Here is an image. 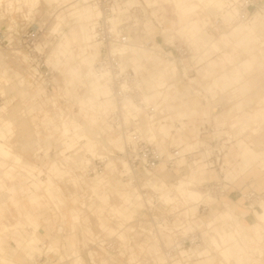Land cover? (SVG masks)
Listing matches in <instances>:
<instances>
[{
  "label": "rangeland",
  "instance_id": "374dc122",
  "mask_svg": "<svg viewBox=\"0 0 264 264\" xmlns=\"http://www.w3.org/2000/svg\"><path fill=\"white\" fill-rule=\"evenodd\" d=\"M139 1L141 2V6L146 8L144 2L142 0ZM144 1L148 6L156 7L153 2L156 1L158 4H161L163 0ZM182 2L186 6H196L197 12L193 14L196 17L195 20L197 17H202L205 19L203 25H206L205 30L211 34V37L209 38L210 42H207L208 39L206 36L203 37L200 35L199 37L202 39L203 43L205 42V44L202 43L205 46V50L196 51L193 46L194 40H191V34H188L187 32L185 33L187 36L183 33H180L183 41L177 35H172L175 36L173 42H168L165 40L162 41L158 38V36L161 37V35L157 33L156 42L159 45L161 44L160 46L163 51L169 52L172 50L171 47L174 48L176 45H183L189 48L191 52L189 51L188 55L184 58H181L180 60L168 61H165V59L161 57H154L149 53L144 52V59L147 60V63L143 67V70L137 73L143 84L144 97L155 93H162L164 96L167 87L173 86V89L169 92L171 98L166 103H162L163 96L156 97L155 99L148 101L154 105L156 114L161 116V119L155 118L154 116L153 123L160 122L161 124L166 125L170 132V136L165 138L163 134H159V132H157L155 129V145L159 147L160 152L164 155H168L169 147L177 148L179 146V151H181L182 155L190 152H199V146L196 147L197 145L195 143L199 142L196 140V138L202 124L206 123L210 124V126H217L216 123L214 124V120L212 121V119L215 118L217 115L215 113L218 112H213L209 100H214L217 97L216 100H220V102L224 104V109H222V111L219 113H225L230 110L232 106L238 104L235 109L236 116H241L242 119L239 117L237 122H233L228 125L226 124L229 120L226 121V124H218L222 126L219 129L223 127L227 129L236 128V130L232 131L233 134L237 132V128L238 132H240L239 134H248V136L245 135L247 137L246 140L243 138L234 140V135H231V144L227 146L229 148L227 149V152H225L226 155L224 156V160L222 162L225 165V167L222 168L223 176L225 177V180L233 181L238 176V172H240L239 168H236L234 165H232V162L236 160L237 157H242L244 160H248L249 158L250 161L256 160V158L259 157L261 159L256 165L262 166L264 168V24H260L261 19L256 24H233L229 14L223 9L224 0H182ZM84 4L86 6L92 5L89 0H85ZM8 6L10 7L8 8ZM165 7L167 8V13H160L161 17L164 16L162 18V20H164V30L167 29L166 25L170 23L168 22V19L174 22L177 21V16L171 12L170 9H168V5H165ZM146 9H148V12L152 11L153 15L157 13V7L155 9ZM72 13H75L74 9L64 7L62 0H39V3L33 9L25 6L23 0H0V26L4 27L5 29L7 28V41L8 43L12 44L10 45L11 48L9 49L7 47L0 48V84L3 83V79H6L9 86L7 88H2L4 92L1 93L9 95H0L2 97L1 103L4 105V103L12 96L14 99L11 105L0 109V116H5L7 114L5 118L2 116L3 122L1 121L0 127L3 126L2 128L5 129V127L9 125V129L7 131L5 130V133H8L9 137L6 138L5 136H1V139L3 141L5 140L7 145L5 143L3 144H5L6 147L10 148L12 151V157L9 159V161L15 163L14 157L17 156L21 159V162L24 163V166H12L14 171L7 172L11 175L10 180H12V182L17 180V174H21L23 176L25 175L26 179H29L30 177L36 179L37 176L43 175V177H39V179L36 180V184L38 180L43 182H46L47 180V184H49V181L52 182L50 185L45 184V188L40 187L41 185H36V190L39 191L37 195L40 198L38 206H45L46 208H49L50 206V202H47L46 200L50 198L52 200V196L54 194L53 191L56 190L60 192V189L53 184L54 180L50 174L57 175L62 181V184H60L61 190L65 194H68L69 191L70 196L73 197L72 203L74 207L77 204H81L80 206L88 212V215L84 214L81 220L87 233L90 236L93 235L94 232L92 227H96L98 232L99 230H105L106 234L109 232H112L111 234H113L114 229L122 227L127 221L131 219V217L128 219L123 218V211L127 213L129 212V210L124 207L125 201L121 198V195L123 194H120L118 192L119 190H116V187H113V190H110V188H101L99 184H96L89 177L87 178L90 179L91 183L87 180L85 183L89 185H96L97 193L95 194L97 196H102L105 194L107 198L108 195L110 196L112 193L114 194L113 198H107L106 205L100 201H92L94 199L91 198L93 194L88 191V187L80 188L78 186L77 188L73 187V190H71V186L65 182H68L67 180L69 178L77 177L81 169L79 168L78 164L74 162V160H71L68 164V161L64 160V157L59 158L58 152H61L64 148H61L60 150L57 148L58 146H61V143H59L60 141H58V133L52 131V129L48 126L40 123L42 137L37 139L27 138V136L21 131L19 132L18 130L17 132L16 119H12L13 117L11 118L8 115L9 109L12 105L22 102L23 116H27V111L23 107L24 99L26 97L25 92L17 90L15 86H20L21 84H23L22 86H28L31 81L27 78L25 79L24 83L15 80L19 78L22 73L25 74L29 72L27 67L28 59L26 51L24 52L23 50H20L18 46L19 43H24V41H26V37L24 38L22 36L23 34L30 36L31 34L37 32L38 40L35 45H38V50L45 47L44 60L46 66L51 71L53 70L52 78L55 79V81L53 80L54 88L58 86L59 89L56 95L60 97V101H58V107H61L63 111H67L68 107L69 111L71 112L69 121L67 122L68 126L65 124V127L69 131L68 141L65 149H68L72 152L65 157L79 154L82 159H84L87 155L85 152L89 148L90 144L94 147L99 145V142H97L98 140H93L94 137L92 138L86 130L87 127L93 129L89 123V121L93 118L89 113L86 112V109L92 110L94 107L91 103L96 104L92 95L96 94V96H98V94H102L103 91L106 90L105 86L101 85L104 79L100 82V78L96 76L97 74L95 73L93 67L99 57L97 45L90 40V49L88 48L89 52L90 50L97 52H95L92 62L89 57V52L85 54L84 52L77 49L79 45H82L81 42L71 45V48L69 51H67L65 57L60 58V62L58 64L55 62L59 50L58 47L65 43L66 38H64V36L68 35L71 29H74L77 32L82 30L84 34L91 36L93 22L83 21L81 25L82 28H79L80 26L76 20L77 18L75 17V14ZM208 15L211 18H209ZM214 19H221L223 21V27L218 28L214 26ZM211 22L212 28L209 29ZM147 25H149L153 30H156L149 21ZM175 28L178 29L177 25H175ZM202 28L203 27L201 26V29ZM155 32H158V30ZM200 32L202 31L200 30ZM17 34L19 36H17ZM210 43L218 45L219 50L211 47ZM135 49L136 50L133 53L132 48L129 50L130 58L131 56L135 55V53H138V48ZM151 57L154 58L151 59ZM86 58L88 62L86 60L85 63ZM174 58H176L175 55ZM22 60L25 62L22 63ZM128 67L131 68L130 65H128ZM225 68L226 71L231 72L225 74ZM159 73L163 74V78H161V80L158 82L160 79ZM94 81H98V83H100H97L98 85H93ZM212 84H216V87L219 88L220 91L211 90L210 86ZM68 86L73 87L71 88ZM224 86H260L262 91H259L258 96L255 89L242 92L235 91L233 94L236 96L237 100L228 104L226 100H230L229 98H232V100L236 98L229 95L230 90H224ZM73 90L75 93H73ZM192 90H195V96L192 95ZM52 91V89H49L47 93H51ZM198 91L201 92V96H197V94H199ZM55 93L56 91L53 92V95L51 96L53 98L52 102L58 98L54 96ZM253 97L258 100L253 104L252 101H247V99H254ZM241 99L247 101L248 103L243 102V104H240ZM203 100H205V102ZM64 102H66V104ZM105 104H107L108 107L112 106L110 105L109 101ZM248 104L251 105L247 107ZM47 110V107H44V110H41V115L44 119L49 118V116H47ZM142 113L145 117H149L144 112ZM261 115H263V118L260 117ZM42 116L39 115L37 117L39 119ZM251 117L258 118L259 121L251 124L241 123L243 120H247L248 118L250 119ZM29 119H31V117ZM6 122L9 123L6 124ZM56 123H59L58 119H56ZM78 125L79 127H76ZM32 128L34 129V126ZM56 129H58V127H56ZM227 129H221V131H219V136L223 134L230 136V133H224L228 132ZM93 130L97 131L95 129ZM19 134L24 135L26 139H23L21 136H19ZM81 134L87 135V139L78 144L76 139ZM95 134L97 137V132H95ZM47 137L49 138L48 142L45 139ZM201 139L202 141H205V143L206 141H209L208 136H202ZM109 141H114V138L109 136ZM35 142L38 143L36 144ZM235 143L237 144L236 147L233 146ZM115 144H117V142H113V150L116 147ZM103 145L105 144L101 142L100 146L104 147ZM35 147L37 148V151L39 148L44 147L49 149L47 156V158L49 157L47 159L48 161L45 160L43 162L41 159L40 162L41 166L44 164L43 166H45V170H35L36 168L31 166L30 157L32 158V155L30 156V151H32ZM235 150L237 151L235 152ZM104 152L107 154L106 149L105 151L100 150V153L103 154ZM20 153L24 154L23 158L19 155ZM109 153H112V151ZM115 155H118V153H115ZM197 155V157H193L194 160L191 162L188 161L187 158L181 157L177 161V166H181L179 169L182 171L180 174H177L175 172V168L174 172H171L168 177V183H174L170 188H175V186L178 185L177 183L181 181L179 182L178 192L182 193L184 198L183 204H174V209L172 211H175V209L179 210L184 208V219L182 216L180 218L182 220H185L187 213L190 215L189 220L183 221L184 232L178 235L174 234V240L176 241L180 235L186 234L188 230L193 228L198 229L199 234L201 233L200 235H202L200 245L197 248L192 247V253L195 251L193 253V257H191L193 262L188 264H235L234 260H232L233 258H236L238 261H240L243 250L239 247L236 237L230 234V232H234L235 229L243 233L247 238H252V241L245 239L244 241H241L240 244L243 247L246 255H248L252 260L253 264H264V226L258 221H256L254 225L247 224L241 221L240 214L244 213L245 215L250 216L252 213L251 211L253 210L261 213L264 204L261 205V210L256 208L250 209L246 205L236 203L235 201L232 202V205L226 202V204L229 205V207H227L224 205L222 199L227 196L228 192L231 190L228 189L222 194L223 196L221 195L220 197L216 198L212 196H210V198L207 197L203 204L208 208L201 206L199 213L198 210L196 213H194L192 210V205L191 202H189L190 200H188V197H192L193 193L195 192L202 193V196L203 194L206 196L205 193L209 191L210 186L216 182H219L220 178L222 177L221 172H219L218 169H211L205 170L206 178L204 180L194 181L193 178L195 176L192 173H196L197 170L195 172L192 171L199 167L202 169L205 168L203 160L206 158L207 154L199 152ZM38 157L39 156L34 157L36 158V161L38 160ZM56 161H58V165L55 164ZM112 163L114 164V162ZM61 164L69 166L70 170H68L70 172L63 171L62 168H59ZM27 165L30 167H27ZM20 168L23 169V174L20 172ZM50 169L52 171L49 172ZM7 172L6 170L0 171V189H5L4 175ZM33 172H35V174ZM151 180L153 183L156 182L159 186L161 198L163 195H165L167 197L166 201L169 203L170 200L167 196V192L164 191L165 186L162 185V182L157 177H153ZM234 183L237 187L244 183L247 185L251 184L255 190H262L263 192L264 169L262 170L259 167L252 165L251 169L246 172L245 175H241ZM189 185L191 187H188ZM46 188H49L48 194L45 192ZM184 191H186V193ZM80 195L83 197V201L78 202L77 200ZM60 204L63 208L67 206L63 200L60 201ZM185 205L186 207H184ZM110 208H120L121 214L119 216L118 214L114 215L113 211H110ZM227 210L231 212L233 220H223L224 218L228 217L219 216L220 213ZM133 212H136V210L132 209V213ZM42 215L44 216V219L40 220L41 225L37 223V226L34 227L28 221V225L32 226L34 230V234L30 237H37L40 241H37L36 244H43L45 241L47 248V244L49 243L52 253L58 254L59 256H62L67 252L80 253L79 255L82 254L81 258L83 260V264H92L90 260H88L87 251L84 249L80 250L77 247L78 244L84 243V237L82 233L76 234V239H78L76 244L77 246L71 244V248L69 249H63L64 246H66V243L63 240H61V242L58 241L60 243L59 246L61 252L58 251V242L50 241L52 238V234L50 232H48V237L42 239L39 234L36 233V228H48V231H52L54 224H56L57 221H60L62 224L66 223V220H64L65 214H62V217L59 219H52L48 217L46 212L42 213ZM74 219H76V216ZM2 222L8 225V223L12 222V220L8 214H6V217L4 220H2ZM178 222H174V227H177ZM207 223H212L211 228L206 227ZM214 229H224L229 232L227 235L223 234L224 237H222L213 246L208 243L210 240H212V236H210L208 241L206 240V237L208 235L207 233ZM256 229H259L260 231L257 233ZM66 234L61 235V237H66ZM121 237L125 239L126 235H121ZM161 237L168 239V236L166 235H161ZM25 241L27 242V239H25ZM229 241L234 242L233 247L225 248L224 245ZM8 244L9 243H7V245ZM231 244L232 243H228L227 246H231ZM9 245L15 247L13 242H10ZM197 251L198 259L196 255ZM0 252H7L6 254L8 255V257L5 255L0 256V264H33L37 255L44 253V251L40 249V246H35L34 249H25L23 247L12 251L0 250ZM135 252L138 251L135 249ZM219 253L221 257L219 256ZM153 254L154 253L151 252L149 257H147L146 254L144 256L156 264V261H158V256H154ZM89 256L91 259H94L95 257L98 261L97 264H113V261L110 262L108 259L102 258L100 253L89 251Z\"/></svg>",
  "mask_w": 264,
  "mask_h": 264
},
{
  "label": "built area",
  "instance_id": "2783aa9c",
  "mask_svg": "<svg viewBox=\"0 0 264 264\" xmlns=\"http://www.w3.org/2000/svg\"><path fill=\"white\" fill-rule=\"evenodd\" d=\"M122 2L123 0H90V3H93L101 14L93 24L94 39L100 44V55L98 61L95 63L94 70L98 76L106 80L108 87L111 89L112 96L118 104V108L107 116V122L112 130L125 142V149L122 153H118V155L122 156L128 163V173L124 172L119 165H117V169L120 173V179L125 184L136 187L142 198L143 206L135 218L136 223L134 231L140 235L146 236L152 234L157 237L160 236L161 232L166 233V235L179 234L182 233L184 228L183 220L180 219L177 227L173 226L174 222H176V212H171L169 207L158 199L159 196L157 192L144 185L145 181L144 178H142L145 172L150 174L157 173L162 167L170 173L174 172L176 168L175 161L180 158L179 148L169 147V158L165 155H160L156 147L146 142L139 131L140 118L136 117V114L133 112L128 114L124 113L121 103L125 100L133 101L137 105H143L141 100V89H143V86H139L138 78L130 68L121 67V56L118 51H116L119 46L127 44L129 41V34L132 32V26L135 23V18H133V16L140 17L144 21L148 20L156 29L163 27V23L159 16L156 19L151 16V12H148V9L145 8L144 11L137 6L130 7L127 13L123 15V19L113 26L110 22V18L114 15V9L118 6H121V9L124 10ZM224 10L232 12L235 21L248 23L253 13L256 11L263 12L264 0H225ZM137 25L138 28L142 29L143 25L141 23H137ZM6 29L0 26V48L7 47L9 49L12 44L7 41ZM209 29H211V27ZM17 36L19 35L17 34ZM22 36L24 38L26 37V41H24V43H19L18 47L20 50L26 51L28 59L27 67L31 79L44 85L46 91L49 89L53 90L54 82L52 71L46 66L44 60L45 47L38 50V45H35L38 40L37 32L30 36H27V34H23ZM156 37L155 41L157 40ZM146 38V45L151 47L152 44L149 41V37ZM158 38L164 41L162 37L158 36ZM171 49L172 50L169 52L162 50V56L169 53L173 58L174 55L176 56L175 60H180L186 57L189 52L188 48L183 45H176L174 48L171 47ZM192 95L195 96V90H192ZM197 96H201V92H199ZM1 100L2 98L0 97V105L2 104ZM203 101L205 102V100ZM209 102L214 112H221L222 109H224V104L220 102V100L210 99ZM144 109L150 117L155 116V118L161 119V116L156 114L153 106H148ZM221 129L224 130L227 128L223 127ZM227 130L231 132L230 129ZM216 131L217 128L215 126H210L206 123L202 124L199 136H208L209 141H206V143L204 141L205 144L199 149L207 153L206 158L203 160L206 168L208 170L218 169L220 172L219 163L221 164L222 162L226 151L225 148L230 145V139L226 135L217 136L215 134ZM198 153L197 151L190 152L185 154L184 157L191 162L198 156ZM104 171V163L99 158L92 159L90 166L86 170L89 177H93L98 173L101 174ZM65 183H68V185L71 186V190H73L72 184L69 182ZM225 184L227 186L223 189ZM228 189L234 190L239 195L244 205L250 209H260L259 204L264 202V191L258 192L251 184H244L237 188L235 183L230 184L220 180L210 186L209 192L214 194L215 197H220ZM147 200H149L150 203H148ZM77 201H83V197L80 195ZM83 211L85 215H88L87 211ZM50 216L52 217V212H50ZM76 229L81 234L83 227H77ZM92 230L95 237L88 242L78 245L80 250L84 249L87 251L88 260H90L92 264H97L98 261L95 257L91 259L89 251L108 253L110 256L117 259L115 264H155L149 259L141 260V258H138L132 261L130 247L133 246L135 232H130L127 241L121 242L116 236H106L104 233H98L96 227H92ZM52 231L59 235L69 233V229L61 227L60 221H57ZM200 243L201 235L199 231L196 230L193 233L180 235L178 239L170 245L160 243V248L162 255L165 257L166 264H173L178 260L182 261V264H186L188 260L180 256V248L186 246L195 247L199 246ZM41 250H43L44 253L37 255L33 264H70L72 261V257L60 258L58 254L48 253L45 243L41 245Z\"/></svg>",
  "mask_w": 264,
  "mask_h": 264
},
{
  "label": "crops",
  "instance_id": "0c3cea01",
  "mask_svg": "<svg viewBox=\"0 0 264 264\" xmlns=\"http://www.w3.org/2000/svg\"><path fill=\"white\" fill-rule=\"evenodd\" d=\"M84 1L85 0H62V3L64 4V7H68L70 9H74L75 13H72V14H75V17L77 18L76 20H77V22H78V24L80 26L79 28H82L81 25H82L83 21L93 22V20L96 18V14L98 12L97 9H93L94 6H92V5L86 6L84 4ZM208 1H210V0H208ZM23 3L25 4V6H28L31 9H33L39 3V0H23ZM153 4L157 7L156 12L158 14L159 13H162V14L167 13V8L165 7V5H168V9H170V11L173 12L177 16V21L176 22L168 19V22H170V23H168L166 25L167 29H165V30L163 29L164 27H162L161 30H158V29L155 28L156 30H158V32H155L156 30H153L150 27L149 36H151L153 38V40H155V37H156L157 33L159 35H161V37H163V39L165 41H168V42H173V40L175 39V36H172V35H174V34L177 35L182 40V38L180 36V33L185 34L187 32L188 34H191V38H192L191 40H194L193 46H194L195 50L196 51H198V50L199 51L200 50L204 51L205 50L204 49L205 46L203 45V44H205V42L203 43L202 39L199 36L200 35H202L203 37L206 36V38L208 39L207 42H210L209 38L211 37V34H209L207 32V30H205V26L206 25L205 26L203 25V23L205 21L204 18L197 17V19L195 20L196 17L193 14L197 12L196 6H193V5L186 6V5L183 4L182 0H163L161 2V4H158L156 1H154ZM9 7L10 6H8V8ZM163 17L164 16H162L161 19ZM118 18H115V21H117ZM209 18H211V17L209 16ZM163 22H164V20H163ZM175 25H177L178 29L175 28ZM201 26L203 27L202 29H201ZM209 27L212 28V22L209 25ZM200 30L202 32H200ZM55 31H56V29H55ZM64 38H66L65 43H63L61 46L58 47L59 50H58L57 58H56V61H55L56 64H58L60 62V58L65 57V54L67 53V51H69V49L71 48V45L77 44L78 42H81L82 45H79L77 49H79L80 51H82L85 54H87L89 52L88 48L90 49V46H89L90 40L93 42L91 36H88V35L84 34L82 32V30H80V32L79 31L77 32L76 30L71 29L69 31L68 35L64 36ZM210 46L215 48V49H217V50H219L218 45H216L214 43H210ZM135 50L136 49L134 48L132 53ZM94 52H96V51L90 50V52H89V57L91 59V62L94 59V55H95ZM138 54H140L141 60H142L141 67L139 69H137L135 66L131 67L137 73L139 71L143 70V67L147 63L146 62L147 60L144 59V55H145L144 51L139 50ZM131 58H133V57L131 56ZM152 58H154V57H151V59ZM86 60H87V58L85 59V63H86ZM87 62H88V60H87ZM224 72L226 74V73H230L231 71H226V68H225ZM96 76H98V75H96ZM98 77L100 78V82H101V80H103V78H101L100 76H98ZM26 78L31 81L28 84V86H22L23 84H21L20 86H15V87H16L17 90L25 92L26 97L24 99L23 107L27 111L28 118H27V116H23L22 102H18L15 105H19L20 104L19 106H21V111H20L21 115L30 123L31 127L34 126V129L32 128L33 129L32 139H35V138L37 139L39 137H42V132L40 130V123L43 124V120L41 118L38 119L37 116H39V115L42 116L41 115V108L44 106L45 102H43L42 100L37 98V96L35 94V89L33 88L34 81L31 79V76H30L29 72H27L25 74L22 73L19 78H17V79L14 78V79L16 81H20V82L24 83ZM159 78L160 79L158 80V82L161 80V78H163V74L162 73H159ZM53 80L55 81V79H53ZM97 83H98V81H94L93 85L94 84L96 85ZM55 84H56V82H55ZM216 86H217L216 84H212L210 86V89L211 90H219L220 91V89L217 88ZM3 87L4 88L9 87L8 84H7V80L6 79H3V83L0 84V94H2L1 92H4V90H2ZM10 87H12V86H10ZM68 87L72 88L73 86H68ZM172 89H173V86H168L164 96H163L162 93H155V94L146 96L145 100L149 101L151 99L152 100L155 99L156 97L163 96L162 103H166L171 98L169 92ZM251 89H255L257 96L259 95V91H262V88L260 86H224V90H226V91L230 90L229 95L233 96L234 98H236V96L233 94V92H235V91H240V92L248 91V90H251ZM56 90H57V92L59 91L58 86H56L53 89L52 92H55ZM104 92L106 94L107 90H105ZM73 93H75L74 90H73ZM105 94L103 96H105ZM2 95L3 96H5V95L8 96L9 94H4L3 93ZM216 99H217V97H216ZM229 99L230 100H226L228 104L232 103L235 100H237V98L233 99V100H232V98H229ZM257 100L258 99H255V98L252 99V100H248L247 99L248 102L252 101V104L254 102H256ZM13 101H14V99H13V96H12L10 99H8L5 102V105L6 106L11 105L13 103ZM247 101L241 99L240 100V104H243V102H247ZM91 104L93 105V103H91ZM15 105H12L10 108H12ZM250 105L248 104L247 107L250 106ZM237 106H238V104H236L235 106H232L230 108V110H228L225 113H219V112L215 113L217 115L215 116V118L212 119V121L214 120L213 121L214 124L215 123L217 125L220 124V123L226 124V121H228V120L229 121L227 122L226 125L231 124L233 122H237V119L239 117L241 118V116H236V110L235 109H236ZM220 114H223V115H220ZM30 117H31L32 120L29 119ZM142 117L145 119V116L143 114H140V120L142 119ZM260 117L263 118V115H261ZM12 119H15V118H12ZM258 121H259L258 118H252L251 117L250 119L248 118L247 120H243L241 123H243V124H251V123L258 122ZM8 123L9 122H6V124H8ZM32 124H33V126H32ZM66 126H68V125H66ZM8 127H9V125L5 127L6 131L9 129ZM64 127H65V124H63V128ZM76 127H79V125L76 126ZM155 127H154V125H151V128H152L153 131H155L154 129H156L157 132H159V134H163V136L165 138H168L170 136V132L167 129L166 125H163L160 122H158V123L155 124ZM63 128H62V134H63V138H64V142L63 143H65V145L62 144L59 147V148H64L59 153V155L63 156L64 160H66V159L70 160V159L74 158V160H76L77 162L85 161L84 159H82V157L79 154H75L74 156L73 155L72 156L69 155V156L65 157L67 152H72V151H70L68 149H65V147L67 145V141H68V136L69 135L65 136L64 131H65L66 127L64 129ZM230 130H231V132H224V133H230V135H232V136L234 135V140H237L239 138H243V139L246 140L247 137L245 135L248 136V134H244V135L243 134H239L240 132H238V128H237V132H235L234 134L232 133V131L236 130V128L230 129ZM35 134H36V137H35ZM24 135H20L19 134V136H21L23 139H26ZM1 138L2 137L0 136V139ZM58 138L60 140V136ZM45 139L48 142L49 138L47 137ZM0 142L5 143V140L4 141L2 140ZM35 143L37 144L38 142H35ZM236 145H237L236 143L233 144L234 147H236ZM98 148H100V147H98ZM228 148L229 147H227V149ZM39 150H42V153L45 155L44 158H45V160H47L49 158V157L47 158L48 153H49V149L44 147V148H39L38 151ZM38 151H37L36 147L32 151H30V156L32 155V158L30 157L31 166L35 167L36 168L35 170H37V169L38 170H41V169L45 170L44 169L45 166H43L44 164H42V166H41V163L40 162L38 163V161H36V158H34V156L38 153ZM236 151L237 150H235V152ZM11 153H12V151H11ZM85 153H87V152H85ZM19 155L22 158L24 156V154H22V153H20ZM17 158H18V161L16 162L14 160L15 163L9 161V159H7V160L6 159H1L0 171L6 170V172L7 171L10 172V171H14L12 166H14V167H17L19 165L24 166V163L21 162V159L19 157H17ZM260 159L261 158L258 157V158H256V160L250 161L249 158H248V160H244L242 157H237L236 160H234L232 162V165H234L236 168H239L240 172H238L239 173L238 176L233 181H229L230 184H232L235 181H237L241 175H245V173L248 172L251 169L252 165H255L256 167H259L260 169L263 170L264 168L262 166H257L256 165L260 161ZM17 164H19V165H17ZM48 165H49V163H48ZM27 167H30V166L27 165ZM19 170L23 174V172H24L23 169L20 168ZM196 170H197L196 173H192L195 176L193 178V180L194 181H202V180H204L206 178V173H205L206 169L205 168L202 169L201 167H199V168L194 169L192 172H195ZM181 171L182 170L179 169V174H180ZM8 172L5 173V175H4V178H5L4 179V181H5L4 185L5 186L4 185L3 186L5 187V189H0V241H1L0 242V245H1L0 246V250L12 251V250L20 249V248H23V247L25 248L26 247L25 239H27L28 237H30V236H32L34 234L33 227L28 225L29 222L34 227L37 226V223L40 224V220L44 219L43 218L44 216L42 215V213H45V212L47 213L48 217H50L52 219H59V218L62 217V214H65L64 215V220H66V223L65 224L61 223V227L69 229V233L66 234L67 235L66 237H61V235H57V233H54L53 231H48V228H36V233H38L39 236H41V238L43 239V238L48 237V235H49L48 232H50L52 234V238L50 239L51 242H56V241L57 242L58 241L61 242V240H63L66 243V246H64L63 249L71 248L70 247L71 244L72 245H76L77 242H78V239H76V234L79 233V231H77L76 228L77 227H83V224H82L81 220H82V217L84 215V213H83L84 211H83L82 207H80L81 204H77L74 207V205L72 203L73 202V197L70 196L69 191H68V194H65L61 190L60 184H62L61 183L62 181L61 180H59V182L54 181L53 184L60 189V192L56 191V190L53 191L54 194L52 196V200H51L50 197H49L50 199L46 200L47 202L48 201L50 202L49 208H46L45 206H38L40 198L37 195L39 193V191L36 190V185H39V186L41 185L40 187L45 188L46 187L45 184L48 183L47 180H46V182H43V181L39 180V182H37V184H36L35 182H32L29 179H26L25 175L23 176L21 174L20 175L17 174V176H16L17 180L16 181L14 180L12 182V180H10L11 175ZM33 173L35 174V172H33ZM55 177L59 178L57 175H55ZM191 178H192V176H191ZM8 180H10V181H8ZM226 181H228V180H226ZM68 182L70 184H72L74 188L78 187V183H76V177L69 178ZM179 182H181V181H179ZM179 182L177 183L178 185L175 186L177 191H179L178 190ZM50 183L52 184V182L49 181V184H47V185H50ZM244 184L240 185L239 187L243 186ZM86 187H88V191L93 194V196L95 197L96 200L100 201L101 203H103L105 205L107 204L106 203L107 198H106L105 194L102 195V196H97L95 194V193H97L96 192L97 187L94 184H90L89 185V184L84 182V188H86ZM113 187H116V190H119V187L115 183H113L110 186V190H113L112 189ZM239 187H237V188H239ZM45 192H47V194H48L49 193V188H46ZM258 192H260V191H258ZM121 194H123L121 196H124L125 193H121ZM165 198H167V197L165 195H163L161 199L163 201H166ZM62 200L67 205L65 208H63L61 206V204H60V201H62ZM222 201H223L224 205L227 206V207H229V205H227L226 202H228L230 205H232L233 201H235L236 203H240V204L244 205L242 200L239 198V195L234 190H230L228 192L227 196H225L222 199ZM110 211H113L114 215L118 214V216H119L121 214V209L120 208H117V209L110 208ZM50 212H52V217L50 216ZM196 212H197V210H196ZM251 212L252 213H251L250 216L245 215L244 213H240L241 214V221H243V222H245L247 224H251V225H254L255 222L258 221V222H261L263 224V226H264V207H263L261 213L257 212L256 210H253ZM6 214H8V216L12 220V222L8 223V225L2 222V220H4V218L6 217ZM123 214H124V216H123L124 219H128V218L131 217V212L127 213V212L123 211ZM75 216H76V219H74ZM219 216H227L228 217V218H224L223 220H226V219L233 220L232 214H231V212L229 210L220 213ZM120 223H122V222H120ZM56 224H54L53 229L55 228ZM211 226H210V223L206 224L207 228H211ZM211 231H224V229L223 230L214 229V230H211ZM211 231L209 233L206 232L208 234L207 237H206L207 241L210 239ZM259 231H260L259 229H256L257 233ZM105 232H106L105 230H102V231L99 230L98 233L106 234ZM81 233H82V235L84 237V242H88L90 239L92 240L94 238V234L90 236L87 233V231L84 229V227H83V230L81 231ZM111 233L112 232H109L108 234H106V236L107 235L108 236L112 235ZM230 234L233 235L234 237H236L239 247L243 250V254L241 255V260L240 261H238L236 258L232 259V260H234L235 264H253L252 260L250 259V257L248 255H246V253L244 252L243 247L240 244V242L244 241L245 239L248 240V241H252V238H247L243 233L239 232L237 229H235V232H232V233L230 232ZM166 236H168V239H164L163 240L164 245H170V244L175 242V240H174L175 235L174 234L166 235ZM35 240L39 241V239L37 237H35ZM10 242H13L15 247L10 246L9 245ZM7 243H9V244L7 245ZM228 243H232L231 246H227ZM5 244H6V248H5ZM59 245H60V243L58 242V251L61 252V249H60ZM233 245H234V242L229 241L224 246H225V248H230V247L232 248ZM36 246H38V244H36ZM77 247L79 248V246H77ZM195 248H197V247H195ZM135 249L138 252H135ZM151 252L154 253L153 254L154 256H158V259H157L158 261H156V264H164V259H163V256H162L161 248H160V246H156V245H151L149 247H144L143 245H137L136 242H133L131 259H132V261L133 260H137L138 258H141V260H142L143 257H144V260H146L147 258H145V257L146 256L149 257ZM6 253L7 252H4V253L0 252V256L5 255L6 257H8V255ZM193 253H192V248H188V247L180 248V252H179L181 257H185L188 260V262L186 264H188L190 262H193L192 259H191V257H193ZM145 254H146V256H144ZM196 255H197V259H198V251L196 252ZM219 256L221 257L220 253H219ZM173 264H182V261L178 260V261H175Z\"/></svg>",
  "mask_w": 264,
  "mask_h": 264
},
{
  "label": "bare ground",
  "instance_id": "6f19581e",
  "mask_svg": "<svg viewBox=\"0 0 264 264\" xmlns=\"http://www.w3.org/2000/svg\"><path fill=\"white\" fill-rule=\"evenodd\" d=\"M142 1L144 2L146 8H150V9H155L156 8V7L148 6L144 0H142ZM89 2H90V0H89ZM122 3H123L124 10L121 9V6H118L116 9H114L115 13L110 18V22H111V24L113 26L116 25L118 22H120V20L123 19V15L125 13H127V10L130 7L139 6L140 8H142L145 11V7L141 6V2L139 0H123ZM224 3H225V0H224ZM91 4H92V6H94L93 3H91ZM94 8L97 9L95 6H94ZM223 9H224V7H223ZM226 12L229 14V17L231 18V21L233 22V24H243V25L256 24L260 19H261L260 20V24L261 23L264 24V10H263V12L256 11L255 13H253L252 18H251V20L248 23L235 21L232 12H228V11H226ZM100 15L101 14H100V12L98 10L96 18L93 20V24H94V21L97 18L100 17ZM151 16L155 17L156 19L159 16L160 19H161L160 13L159 14L156 13L155 15H153L152 11H151ZM115 18H118V20L115 21ZM133 18H135V20H134L135 23L132 26V32L129 34L128 43L124 44V45H121V46H119L116 49V51H118L119 55L121 56V63H120L121 67L122 68H129L128 65H130V67L135 66L137 69H139L141 67V62H142L141 61V56H140L141 53L140 54L136 53L135 55L132 56L133 58H130L129 57L130 56L129 55V50L131 48L132 49L138 48V50H142L144 52H147V53H149L150 55H152L154 57H161V58L165 59V61L166 60L167 61L168 60H175V58H172L169 53H166V55L162 56L161 52H163V51H162L160 45H158L155 42V40H153V38L151 36H149L150 26L147 25L148 24V20L144 21V20H142V18L136 17V16H133ZM137 23H141L143 25L142 29L138 28ZM162 23H164L163 20H162ZM213 24H214V26H216L218 28L223 27V21L221 19H214ZM161 28L162 27H160V29H158V30H161ZM146 37H149V41L152 44L151 47L146 45V43H145L146 39H147ZM91 38H92L93 42L97 45L98 50H99V55H100V44L98 43V41H96L94 39L93 28H92V31H91ZM189 51H190V49H189ZM97 61H98V59H97ZM24 62L25 61L22 60V63H24ZM93 67L95 69V64L93 65ZM130 69L137 76L139 86H143V84H142L137 72H135L132 68H130ZM37 83L38 82L34 81L33 88L35 89V94H36L38 99H40V100H42L43 102L46 103V104L44 103V106L41 108V110L42 109L44 110V107L48 108V110H47V114L48 115L47 116H49V118L44 119L43 116L41 117V119L43 120V125L48 126L49 128L52 129V131L58 133V135L60 136V140H59L60 142L59 143H61V145L62 144L65 145V143H63L64 142V138H63V134H62V128H63V124H67V122L69 121L71 112L69 111L68 107H67V111H63L61 107H58V101H60V97L56 96L57 95V90H56V93H55L54 96L58 97V98H57V100L52 102L53 98L51 96L53 95V92L47 93L45 86L40 84V83H38V84ZM101 85L105 86V88L107 90V93L105 94V92L103 91V93L102 94H98V96H96V94L92 95V97H93V99H94L96 104L93 103L94 107L92 108V110L86 109V112L89 113L91 115V117L93 118V119H91L89 121L90 126L93 129L97 130V131H94L90 127H88L86 130L88 131L89 135L92 138L94 137L93 140L94 139H95V141L98 140L97 142H99V145H97L96 147H94L91 144L89 145V148L86 151L87 152L86 153L87 154L86 158H84L85 161L77 162L76 160H74V158H72L70 160L66 159V161H68L67 163L69 164V162L71 160H74V162L77 163L79 168L81 169L79 171V175H77V177H76V183H78V186L80 188H84V182H86V180L90 181V179H91L96 184H99L101 188H110V186L113 183H115L119 187V191L118 192L120 194L121 193H125L124 196H121V198L124 199V201H125V205L126 206L125 205L124 206L126 207L127 210H129L128 213L131 212V219L129 221H127L126 224H124L122 227L114 229L113 234L110 235V236H116L117 239H119L121 242H126L129 233L130 232H132V233L135 232L134 231V226H135V223H136L135 222V218L137 216V213L139 212V210L143 206L142 205V198L140 196L139 190L136 187H132V185L125 184L119 177L120 173L118 172L117 165H119L123 169V171L126 172V173H128V169H129L128 168V163L123 159V157L115 155V153H119L120 154V153L123 152V150L125 149V142L118 134H116L112 130L111 126L107 122V116L111 112H113L115 109L118 108V104H117L116 100L113 98L112 93H111V89L108 87V83L106 82L105 79L102 81ZM143 90L144 89H141V100H142L143 105H137L133 101L131 102L129 100H125V101H123L121 103V107H122V109H123L125 114L133 112V113L136 114V117L140 118V114H143L142 112H144L147 116H149L146 113L144 108L148 107V106H153L154 107V105L145 100V97L143 95V92H144ZM94 92H96V91H94ZM104 94H105V96H103ZM0 95H2V94H0ZM108 101L110 102V105H112V106L108 107L107 104H105ZM64 103L66 104V102H64ZM19 105H15L12 108H10L9 112L7 111L8 115H9V117H11V118L13 117V118L16 119L17 132L19 130V132L20 131L23 132L28 138H32L33 129L31 127L30 123L21 115V112H20L21 111V106H19ZM4 107H6L5 103H4V105L3 104L0 105V109H2ZM154 110H155V107H154ZM2 116H0V123L2 121V118L3 117L5 118V116H7V114L5 116H3V117ZM56 119L59 120L58 124L56 123ZM145 119L142 117L141 121L139 122V127H138L139 131L143 135L144 140L146 142H148L150 144H153L156 147V149L158 150L159 154L160 155H164V154H162L160 152L159 147L155 145L156 136L154 134V131L151 128V125H154V127H155V124H156V123H153L154 122V117H150L149 116V117H145ZM214 126L217 128V131L215 132V134L217 136H219L220 135L219 131H221V129H219V128L222 127V126L221 125H217V126L214 125ZM2 127L3 126L0 127V136H5L6 138L9 137V134L5 133V129H3ZM56 127H58V129H56ZM95 132H97V134H98L97 137H96ZM64 134H65V136L69 135V131L66 128H65ZM223 135H225V134H223ZM109 136L114 138V141H109ZM227 137H229V139H230V143L229 144H231L232 136L230 135V136H227ZM86 139H87V135H80L76 139V141H77V143H81L82 141H84ZM196 140L199 141V142L195 143L197 145L196 147L199 146V148H200L202 145L205 144L204 141H202L201 137L199 136V132L197 134ZM0 141H2V140L0 139ZM115 141L117 142V144H115L116 147L113 150V142H115ZM101 142L103 144H105V145H103L104 147L100 146ZM59 147L60 146H58L57 148L60 150L61 148H59ZM98 147H100V148H98ZM177 148L180 149V146L177 147ZM105 149L107 151V154H105V152L103 154L100 153V150L105 151ZM225 149H226L225 152H227V147ZM110 151H112V153H109ZM199 152L207 154L205 151H201L200 149H199ZM59 153L60 152H58L59 158H63V156H60ZM69 153H71V152H67L66 155H68ZM179 153H180V158L184 157L185 154L182 155L181 151H179ZM225 155H226V153L224 154V156ZM35 156H39L38 160H37L38 163L41 162V159L43 161L45 160V158H44L45 155L42 153V150H39L38 153ZM165 156L167 158H169L170 157V153H168V155H165ZM11 157H12V155H11L10 148H7L6 145L3 144V142H0V160L1 159H6L7 160V159H10ZM94 158H99L104 163V170L105 171L103 173H101V174L98 173V174H95L93 177H89L87 172H86V170L90 166L91 161ZM180 158L176 159V161H175V167H176L175 172L177 174H179V168H181V166H177V161ZM14 160L17 162L18 158L15 156ZM223 160H224V157L222 159V162H223ZM112 162H114V164ZM222 162H221V164L219 163V166H220L219 168H220V172H221V176H222L220 178V180H222V182L230 183L229 181H226L225 177L223 176L222 168H224L225 165ZM55 164L58 165V161H56ZM17 165H19V164H17ZM65 166L66 165H62L61 164L59 166V168H62L63 171L70 172L69 171L70 170L69 166H66V167ZM205 169L208 170L206 168V166H205ZM50 171H51V169L49 170V172ZM169 174H170V172L166 171L162 167L157 173L150 174L148 172H145V174L143 175L142 178H144V181H145L144 185L149 187V188H151V190L156 191L158 196H159L158 199L164 205L168 206L169 210L171 212H174V213L176 212V216L175 217H176V222H178L179 219L181 218V216L184 219V216H183L184 215V208H181L179 210L175 209V211H172V210L174 209L173 208L174 204H183L184 198L182 196L183 194L179 193L176 188H170L171 185L174 184V183H172V182L168 183L169 182L168 181ZM50 175L53 177L54 181L59 182V180H61L59 178H56L55 175H53V174H50ZM39 177L41 178V177H43V175L42 176H37L36 179L30 177L29 180L32 181V182H36V180L39 179ZM87 177H89L90 179H88ZM153 177H157L162 182V185L165 186L164 191L167 192V196L169 197V200H170L169 203L164 202L161 199V196H160V193H159V186L157 185L156 182L153 183V181L151 180ZM38 182H39V180H38ZM90 183H91V181H90ZM226 186L227 185H224L223 189L226 188ZM188 187H191V186L189 185ZM184 192L186 193V191H184ZM113 195L114 194L112 193L110 196L108 195L107 198H111V197L113 198ZM205 195L206 196H204V194H203V196H202V193L195 192V193H193L192 197H190V196L188 197V200H190L189 202H191L192 210L194 211V213L196 212V210H198V213H199V208L201 206L208 208L206 205L203 204V202L205 201V199H207V197L208 198H210V196L215 197L214 195L210 194L209 191H207L205 193ZM91 198H94L93 201L99 202L98 200L95 199V197L93 195H92ZM130 201H131V203H130ZM147 202L150 203L149 200H147ZM262 204H264V202H261L259 204L260 210H261V205ZM184 207H186V205ZM82 209H83V207H82ZM132 209L136 210V212L132 213ZM189 217H190V215H189V213H187V216L185 217V220H183V221L189 220L188 219ZM220 217H223V216H220ZM211 225H212V223H210V226ZM173 226H174V224H173ZM196 230H198V229L193 228L191 230H188L186 232V234L193 233ZM182 232H184V230ZM228 232L229 231H227V230H224V231H211L210 235L212 236V240H210L209 243L214 246L216 244V242H218L222 237H224L223 234L227 235ZM160 234L161 235H166V233H162V232ZM57 235H59V234H57ZM121 235H126L125 239L122 238ZM161 235L159 237L154 236L152 234L145 236V235H140V234L135 232L134 233L135 237L133 238V242H136L137 245H143L144 247H149L151 245L160 246V243H163V240H164V238H162ZM168 235H172V234H168ZM36 242L37 241L35 240V237L27 238V242L25 243L26 244L25 249H34V247L36 246ZM44 243L45 242H43V244ZM43 244L39 243L38 247L40 246V249H41V245H43ZM195 247H198V246H195ZM195 247H193V248H195ZM50 248H51V246L48 243L47 244V252L48 253H50V252L52 253ZM188 248H192V247H188ZM130 251H131V254H132V247H130ZM79 254L75 253V252H73V253H70V252L68 253L67 252L66 254L60 256V258L72 257V261L70 262V264H83V261L81 260V255H79ZM100 254L102 255V258L108 259V261H110V262L113 261V264H115L117 262V259L112 257V256H110L108 253H104L103 252V253H100ZM162 256H163V259H164V264H166L165 263V257H164V255H162Z\"/></svg>",
  "mask_w": 264,
  "mask_h": 264
}]
</instances>
